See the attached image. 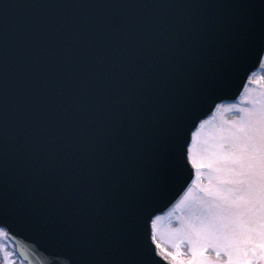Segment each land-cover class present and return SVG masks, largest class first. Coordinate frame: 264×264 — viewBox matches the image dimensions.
I'll use <instances>...</instances> for the list:
<instances>
[{
  "label": "snow or ice",
  "instance_id": "obj_1",
  "mask_svg": "<svg viewBox=\"0 0 264 264\" xmlns=\"http://www.w3.org/2000/svg\"><path fill=\"white\" fill-rule=\"evenodd\" d=\"M10 5L0 6V16ZM93 7H213L249 9L256 7L246 0L240 3L218 4H106ZM259 45L252 42L255 21L243 14L227 19H184L159 22L146 18H113L108 22L89 21L65 27L64 39L71 44L78 33L93 32L89 45L99 46L124 56L119 67L105 81L106 88L125 86L126 78L135 80L124 95L117 98L120 112L93 117L96 121L89 137L77 133L69 138L63 150L51 154L54 129L38 131L28 156L23 158L22 175L17 178L9 166L7 148L0 141V264H13L14 252L8 251L11 229L20 215L33 218L55 242L62 234L87 233L77 252H70L69 264L80 256L79 264H152L146 243H138L122 230L114 219L103 244L97 245L95 226L90 225L87 209L94 200L107 199L125 210L130 219L141 216L153 198L163 193L165 186L179 179L182 160L191 161L196 175L207 169L208 184L196 179L177 200L175 208L185 207L186 215L177 217L180 223L171 230L169 243L175 252L168 255L171 264H258L264 261V89L257 95L247 85L240 96L243 103H216L206 119H199L198 108L208 102L224 86L223 81L201 82L193 71L195 46L202 36L221 31L245 42L247 55L264 52V0L259 4ZM57 22L35 20L24 31L32 41L44 33L52 34ZM9 46L7 32L0 27V56ZM143 49L142 58L129 55ZM212 66L206 69L211 75ZM103 72V66L89 69ZM251 81V76L248 77ZM94 83V81H92ZM159 97L156 101L155 98ZM224 111H237L233 119L222 120L197 148L198 138L210 121ZM67 113H65V116ZM105 120L108 124H105ZM197 120L199 121L197 126ZM62 118H57V125ZM135 123L136 135L129 137L127 129ZM195 130H192V129ZM190 131L191 143L182 139ZM163 141L164 152L156 167L138 168V157L145 152L143 137ZM195 150V154H194ZM125 175L134 177L125 183ZM171 214V213H169ZM150 222L151 239L156 241L157 222ZM138 235V234H137ZM187 244L190 257L178 259ZM164 252H168L165 248ZM214 252L216 259L211 254ZM227 259H221V254ZM163 255V253H161Z\"/></svg>",
  "mask_w": 264,
  "mask_h": 264
},
{
  "label": "water",
  "instance_id": "obj_2",
  "mask_svg": "<svg viewBox=\"0 0 264 264\" xmlns=\"http://www.w3.org/2000/svg\"><path fill=\"white\" fill-rule=\"evenodd\" d=\"M241 0H0V6L7 7L0 16V27L8 34L9 46L6 55L0 56V141L7 148L9 166L19 178L22 173L23 158L27 157L34 144V136L40 130L54 129L51 154L63 150L65 142L79 133L87 138L96 121L93 117L104 113L120 112L117 98L125 94L131 83L126 78L125 86L106 88L105 81L119 67L124 56L110 50L88 44L93 32L78 33V39L71 44L64 39L65 27L89 21L108 22L113 18H146L159 22L182 21L184 19H227L228 16L245 15L255 21L252 42L259 45V4L261 0H246L256 5L249 9H228L225 7H93L106 4H218L240 3ZM42 20L57 22L52 34L44 33L38 41H32L23 30L28 22ZM259 55H247L245 42L235 40L220 33L211 37H200L195 46L194 69L201 82L223 81L207 103L198 108L199 119L210 112L215 104L227 97L235 96L241 90L248 75L261 59ZM129 55L142 58L140 49ZM103 66V72L89 69ZM212 66V73L206 69ZM94 81V83H92ZM156 101L159 97L155 98ZM65 113L67 115L65 116ZM57 118L62 123L57 125ZM198 123V120L197 122ZM105 124L108 121L105 120ZM194 129V128H193ZM192 129V130H193ZM127 135H136L135 123L130 122ZM182 139L190 140V131L183 133ZM145 152L138 157L137 167H156L163 156V141L154 142L150 135L143 137ZM191 178L187 160H182L179 179L169 182L161 195L152 199L150 206L139 217L130 219L125 210L118 208L107 199L89 203L87 216L90 225L95 226L94 243L103 244L111 230L114 219H118L122 230L130 234L138 243H146L152 255V264H166L153 249L150 241V222L143 215L153 217L162 211L181 193ZM125 183H132L134 177H122ZM138 234V235H137ZM11 237L16 242L21 255L28 264H69L70 252H77L84 244L87 233L62 234L54 242L50 234L37 222L21 214L17 224L11 229ZM81 257L75 256V264Z\"/></svg>",
  "mask_w": 264,
  "mask_h": 264
},
{
  "label": "rangeland",
  "instance_id": "obj_3",
  "mask_svg": "<svg viewBox=\"0 0 264 264\" xmlns=\"http://www.w3.org/2000/svg\"><path fill=\"white\" fill-rule=\"evenodd\" d=\"M248 88L251 91H249L247 93V95H253V96L257 95L259 90L264 89V67L260 72H258L257 74H254L252 76V80L250 81ZM241 103H243V102L241 101ZM238 114L239 113L237 111H224L222 109L221 114L216 115L217 116L216 120L210 121L209 124L205 126V129L202 130V132L198 138L197 148H199L200 144L202 143V141L205 138H209V134L215 132L216 125L221 123L222 120H224V119L231 120ZM194 154H195V150H194ZM203 174H205V173H203ZM194 186H193V189H194V193H195L197 186H195V187ZM169 213H171V214H169ZM186 213H187V209L185 207L173 208L169 212H167L166 214H163L162 219L157 222V231H156L157 241L161 244V246L164 245L162 247L163 250L165 248L168 249V252H165L166 254H168L169 252H175V248L172 246L171 243H169V240L172 239L171 230L174 229L175 227H177V225L180 223V221L177 219V217H183L184 215H186ZM0 239H3V238L0 237ZM4 242L7 244V242L5 240H4ZM8 251H10L9 246H8ZM189 254H191V253L188 252L187 244L185 243L182 246V255L180 257H178V259H185L186 260L187 255H189ZM210 254H211L213 259H216L214 252H212ZM168 256H170V255H168ZM170 257L173 259L172 256H170ZM2 259H3V254L0 253V262H2ZM221 259L226 260L227 257L222 253ZM11 260L13 261V264H15L13 257H11ZM19 264H22V262ZM258 264H264V261H259Z\"/></svg>",
  "mask_w": 264,
  "mask_h": 264
}]
</instances>
